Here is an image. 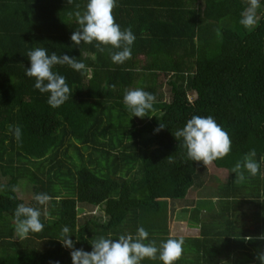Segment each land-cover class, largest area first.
Segmentation results:
<instances>
[{"label": "trees", "instance_id": "obj_1", "mask_svg": "<svg viewBox=\"0 0 264 264\" xmlns=\"http://www.w3.org/2000/svg\"><path fill=\"white\" fill-rule=\"evenodd\" d=\"M116 2V22L135 36L123 64L111 59L119 49L101 45L100 52L95 41L71 40L81 28L75 12H85L88 0H0V264H73L60 242L64 226L76 249L91 252L94 238L135 237L141 206L158 210L159 200L168 199L174 215L176 201L211 180L174 136L196 115L212 116L232 142L230 153L213 162L228 173L217 208L185 209L200 225L199 238L146 229L145 243L183 238L175 264H261L264 240L255 238L264 235V13L249 30L240 24L247 0ZM38 47L92 69L89 76L54 66L71 90L60 107H51L50 94L26 75L27 54ZM137 88L156 98L144 118L134 117L123 99ZM160 124L165 128L157 132ZM10 125L21 128L19 141ZM253 149L259 173L242 168L245 180L234 183L232 169ZM21 180L32 184L34 197L52 199L46 206L34 198L25 203L13 191ZM21 203L39 208L44 224L23 240L14 222ZM143 223L156 222L145 216ZM141 264L163 261L157 254Z\"/></svg>", "mask_w": 264, "mask_h": 264}, {"label": "clouds", "instance_id": "obj_2", "mask_svg": "<svg viewBox=\"0 0 264 264\" xmlns=\"http://www.w3.org/2000/svg\"><path fill=\"white\" fill-rule=\"evenodd\" d=\"M71 3V0H68ZM248 6L241 13L240 24L245 29H253L259 20L257 11L260 8V0H247ZM79 7V6H77ZM117 7L116 0H88L86 11L75 12L78 24L81 26L71 35V40L75 45L81 42L97 44V49L103 52L105 49L101 45L111 46L119 51L111 54L113 63L123 64L131 59V46L135 41V36L131 28L121 30L116 22L114 9ZM31 66L26 69V75L35 78L34 87L41 93H49L48 104L57 108L62 106L71 95L70 87L65 76L53 71L54 66L67 65L77 72L86 73L91 76L92 69L83 62L66 54L58 56L55 52L49 56L47 49L35 48L28 52ZM114 87V86H113ZM124 103L132 112L134 117L144 118L148 111L153 109L155 96L143 89L127 90L124 95ZM165 128L160 124L157 132ZM9 131L14 133L19 141L22 130L19 126H9ZM175 138H183L187 149L188 158L194 162H202L206 167L217 159H222L231 151L232 142L229 134L220 126L212 116H193L187 121L185 127L175 132ZM255 149L251 150L244 157L243 162H237L232 169L236 173L234 183H242L245 180L246 169L252 176L259 173L260 163L254 158ZM171 159V156L167 158ZM264 162V157L261 158ZM17 189L14 187L13 191ZM35 201L39 205L46 206L52 199L47 193L35 195ZM44 214L46 215V208ZM42 212L39 208L26 204H19L14 213L15 232L20 240L28 237L29 233H39L43 231L44 224L41 222ZM70 229L64 226L62 229V239L60 242L68 249H71L73 264H141L144 259H159L163 264H175L183 253L184 239L169 238L157 247L155 241H148L149 233L144 227H139L137 234L133 237L121 235L118 239L94 238L91 240L92 251L76 249L73 240L70 238ZM251 241V236L244 238ZM255 239L264 240V235ZM257 259L264 264V253L258 255ZM58 264V262H57Z\"/></svg>", "mask_w": 264, "mask_h": 264}, {"label": "crops", "instance_id": "obj_3", "mask_svg": "<svg viewBox=\"0 0 264 264\" xmlns=\"http://www.w3.org/2000/svg\"><path fill=\"white\" fill-rule=\"evenodd\" d=\"M215 168L227 173V171L224 169H219L217 167H215ZM209 174H210V179H211V176H213V175H211L210 171H209ZM226 181H227V179L223 183H226ZM220 185H218V186H220ZM207 200H210L212 203L209 201V204H206L208 202ZM201 201H203V203ZM216 201H217V194L215 197L212 196L209 198L197 197L195 201H192L187 207H182L181 210H180V208H177L174 205V207L176 208L174 215L172 214V208H171V207H173L172 202L168 199L159 200L160 205H159L158 210H154V209H151L149 207L141 206L140 211H139L140 212V227L142 226L145 229H159V228L169 229L171 237L199 238L200 237V225L198 223L191 221L190 212H185V209L201 208V211L203 213H207L209 210L211 212V210H213L217 205L215 203ZM162 202L168 203L167 214L163 213V208L161 205ZM179 210H180V212L184 213V215H188V219L186 218L187 221L186 220H184V222L177 221L179 219L176 216L178 215ZM160 214H162L165 217L167 216V218H169V219H167V221H165V223H163L164 226H162V227L160 226L162 223L158 224V222L162 216ZM145 216H148L149 219H154L157 224H144L143 218ZM182 224H186L184 233H183ZM175 228H178V229H175ZM16 238H18L17 235H16Z\"/></svg>", "mask_w": 264, "mask_h": 264}, {"label": "rangeland", "instance_id": "obj_4", "mask_svg": "<svg viewBox=\"0 0 264 264\" xmlns=\"http://www.w3.org/2000/svg\"><path fill=\"white\" fill-rule=\"evenodd\" d=\"M260 4H261V0H260ZM263 13H264V7L261 4L260 8L257 11V15L259 16V19L261 18ZM215 167L216 166L213 163L211 165L207 166L208 171H210L211 175H213V176H211V180L208 181L206 187L204 189H193V190H191L187 200L176 201L175 207L180 208V210H181L182 207H187L192 201H195L197 197H206V198H209L212 196L215 197L217 194V191H218V187H219L218 185L223 183L228 178V173H225L221 170H218ZM4 182H5V180L0 177V191H1L2 183H4ZM17 194H18V197L20 199L25 201V203L29 204L30 201L34 198L32 184L27 180H21L19 182V185H18ZM207 201L208 202L206 204H209L210 200H207ZM161 205L163 208V213L167 214L168 203L162 202ZM180 210L178 211V215L176 216L179 219L177 221H182V222H184V220L187 221L188 215H184V213L180 212ZM160 215H162V214H160ZM167 219H169V218H167V216L165 217L162 215L158 224L162 223L160 226L161 227L164 226L163 223H165V221H167ZM150 220H154V219H150ZM154 224H156V223H154ZM185 226H186V224H182L183 233L185 232ZM159 229H161V228H159ZM175 229H178V228H175ZM17 239H19V237Z\"/></svg>", "mask_w": 264, "mask_h": 264}]
</instances>
